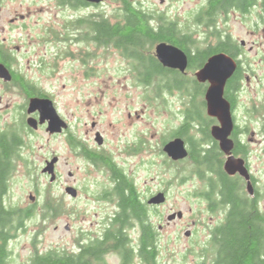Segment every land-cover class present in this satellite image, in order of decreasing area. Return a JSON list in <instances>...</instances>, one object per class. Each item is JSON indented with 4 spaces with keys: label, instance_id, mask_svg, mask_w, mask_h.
Masks as SVG:
<instances>
[{
    "label": "flooded vegetation",
    "instance_id": "1",
    "mask_svg": "<svg viewBox=\"0 0 264 264\" xmlns=\"http://www.w3.org/2000/svg\"><path fill=\"white\" fill-rule=\"evenodd\" d=\"M160 1L161 4L166 2ZM201 1L193 24L184 26L182 17L146 10L140 0H102L100 3L49 0L48 4L44 0H32L25 14L17 13L11 19L10 26L19 32L31 33L29 39H19L13 44L11 38L0 41V64L11 73L12 81L0 80L5 89L16 91L23 101L14 109L17 120L0 131V138L14 150L3 204L30 217L25 219L11 243L28 228V222L37 212L44 220L52 221L67 215L71 226L91 229L80 232L73 249L61 253L86 254L91 264H113L112 257L119 258V264H162V255L169 247L165 239L169 245L173 228H176L180 234L173 241L178 243L184 228L182 224L186 223L185 228H193L185 232L189 240L197 234L196 228H204L207 235L203 246L190 247L194 248L191 254L198 259L196 264H203L212 261L219 228H226L233 218L249 214L251 208L259 216L264 215L261 176H264V99L253 106L252 113L250 108L246 113L242 111L244 107L239 98L242 85L236 97L226 98L231 104L233 122L229 136L233 148L227 154L213 135L220 122L208 114L205 95L209 82H200L197 78L208 60L220 53L236 60L243 77L245 73H255L244 53L246 42L238 43L230 32L221 31L219 22L223 15L228 19L232 13H238L264 23V0ZM3 2L0 0V11ZM219 5L225 10L218 11ZM45 8L57 11L45 22L42 16L37 18L35 23L41 30L38 33L30 22ZM182 36L189 37L185 45H182ZM228 37L231 40L228 44L237 45L235 56L217 51L201 58L199 65L194 66L193 58L199 52L210 46L217 47L220 39L230 41ZM161 45L174 47L186 55L185 71L166 65L159 58ZM30 46L38 47L36 67L39 72L49 69L52 81L75 82L74 92L65 101L45 88L44 80L49 79H43L42 85L20 69L16 52ZM67 63L71 65V73L62 76ZM245 78L250 80L248 76ZM167 94L175 112H170L172 120L161 123L158 116L170 110ZM33 99L50 104L40 103L30 112ZM3 101L0 92V103ZM6 109H9L8 104ZM48 112L54 113L60 123L55 133L49 131L48 119L41 123ZM30 119L36 121L37 128L29 125ZM171 121L176 123L171 126ZM254 121L255 127H252ZM41 132L49 138H65V161L55 152L44 157L37 154L43 158L38 162L30 138ZM177 142L181 143V152L172 154L170 147ZM182 142L187 151L184 159ZM229 159L233 169L243 163L250 175L249 181L239 172L226 171ZM53 162V172H46ZM62 163L67 167L65 178L60 170ZM36 168L41 169L39 175L47 182L41 187V178L37 176L28 204L12 205L8 199L19 169L33 175ZM143 168L147 169L149 178L141 185L138 172ZM183 174L185 179L193 177L201 183L195 196L202 207L189 214L174 207L175 204L168 207L173 198L179 200L182 196ZM220 175H225L224 180ZM155 182L157 190H153ZM249 182L253 193L248 190ZM225 184L231 186L226 190L227 197L223 194ZM58 188L60 194L54 192ZM158 197L161 201L154 202ZM145 228L150 232L148 261L141 250ZM195 242L193 239L191 244ZM37 252L47 254L35 249L32 259ZM50 252L60 254V250Z\"/></svg>",
    "mask_w": 264,
    "mask_h": 264
},
{
    "label": "rangeland",
    "instance_id": "2",
    "mask_svg": "<svg viewBox=\"0 0 264 264\" xmlns=\"http://www.w3.org/2000/svg\"><path fill=\"white\" fill-rule=\"evenodd\" d=\"M32 0H4L1 4L2 10L0 11V41H3L4 38H11L12 44L13 42H18L19 39L26 40L31 37L30 32H19L16 30L14 26H10V21L12 18L17 16L16 14H25L28 10L26 6ZM144 2V9L146 10H155L157 12L165 13L170 17H182V26L186 24H193L192 20L195 15L200 11L202 1L201 0H166L164 4H161L160 0H140ZM45 4L49 3V0H44ZM45 8L44 12L40 15L36 16L33 21L30 22L32 25V29H36V32L40 33V28L37 27L35 21L39 16H42V22L50 19L55 15L56 9ZM259 22V23H258ZM261 23V24H260ZM257 24H260L257 25ZM219 29L221 31L230 32L232 36L237 40L238 43L241 41L246 42V47L244 48V53L247 56L249 62L252 65V69L255 70V73L249 72L245 73L244 76L250 77L248 81L245 77H243V81L241 85L243 86V90L239 95L240 100L244 109L243 112L253 111V106L258 104L264 99V23L261 21H257L254 18H244L241 14L232 13L231 16L226 19V16L223 15L220 18ZM200 31V30H199ZM198 32V31H197ZM202 32V31H201ZM35 34V32H33ZM199 37V36H198ZM202 39V37L200 36ZM10 40V41H11ZM11 43H9L11 45ZM24 44V43H22ZM21 46V44H20ZM253 47V50L250 51V48ZM49 48V47H47ZM23 52H16L19 57L20 69L26 73L29 77L34 80H39L42 85L45 84V88L49 91L56 93L60 98L64 101L71 96L74 92V87L76 84L74 81L69 79H55L52 81L49 79V75L51 74V70L47 69L39 72L37 66L38 57V47H23ZM51 54H53V49L49 50ZM48 55V58L51 59V55ZM19 68V67H18ZM71 73V65L68 63L65 65L62 76L69 75ZM43 79L45 83L43 84ZM62 85H66L63 88ZM193 87V85H191ZM5 90V92H3ZM0 92L4 97V101L0 103V131L4 130L6 125L9 122L14 123L17 120V115L14 111L15 106L21 104L23 101L20 98V95L16 91L11 92L4 88L3 83L0 80ZM142 91L139 92L141 95ZM167 101L169 113L164 112L163 115L158 116L159 121L163 123L164 120H172L170 112H175L172 107L171 98L168 97ZM175 97V96H173ZM9 105V109H6V105ZM17 105V106H18ZM142 105L139 104V108ZM250 113V118L252 117ZM164 115H166L165 119H163ZM159 124V127H162V124ZM176 122L171 121L170 125L173 126ZM255 121L252 123V127H255ZM31 144L34 145V151L36 153V159L39 161L43 160L44 155L48 156L52 153H57L63 156V161H65V138H49L45 135V132H41L36 134L35 136L30 138ZM39 154L41 157L37 156ZM60 170L66 176L67 167L62 163L60 166ZM183 170V169H182ZM41 173V169L36 168L33 170V175L27 174L24 170L19 169L15 180L12 185L11 193L8 201L12 205H21L25 206L29 202V195L34 191V181L37 176ZM262 173L264 174V167ZM185 174L182 175V196L179 200L172 199L171 203L168 207L173 206L174 204L183 212L189 214L191 210L200 209L201 203L197 196H195L196 190L199 189L201 183L195 180L193 177H188L185 179ZM264 179V176L261 175ZM139 182L141 185L145 183V181L149 178L147 169H140L138 172ZM45 178L40 179L41 187L46 183ZM158 183H154L153 190H157ZM57 194H60L61 189H57L54 191ZM177 194L175 195V197ZM40 204V209L41 210ZM40 212L35 214V217L28 222V228L25 231H22L18 238L11 243V250L13 251V257L11 260V264H29L28 262L33 257V251L38 249L41 253H48L52 250H60V254L62 250H70L74 247V242L80 235V232L85 233V230L91 228H79V225L71 226L69 223V219L67 215H63L59 217L57 220H44ZM44 225V226H42ZM70 226V228H68ZM42 227V228H41ZM182 234L181 240L178 243H174V238L180 234V231L172 232L170 244H167V239H165L166 247L165 251L162 255L161 263L162 264H196L197 258H195L194 254H191L190 250L199 246H203L205 241L207 240V235L204 233V228H196L197 234L193 239H196V242L191 244V241L185 237V232L187 229L193 230V228H185L186 223L182 224ZM173 229H171L173 231ZM170 230V231H171ZM163 234L167 233L164 232ZM135 237V235L133 234ZM36 241V243H35ZM190 248V249H189ZM196 250V251H195ZM194 251L197 253L198 250ZM200 250V249H199ZM64 253V252H63ZM111 261L113 264H119V258L112 257Z\"/></svg>",
    "mask_w": 264,
    "mask_h": 264
},
{
    "label": "trees",
    "instance_id": "3",
    "mask_svg": "<svg viewBox=\"0 0 264 264\" xmlns=\"http://www.w3.org/2000/svg\"><path fill=\"white\" fill-rule=\"evenodd\" d=\"M220 1V0H219ZM225 10L219 5L218 11ZM220 13V12H219ZM202 16V14L200 15ZM203 17V16H202ZM141 32H148L142 30ZM230 40V37H228ZM189 41V37L182 36V45H185ZM230 41L225 42L220 39V43L217 47H208V49L199 52L197 56L193 58L194 66L199 65L201 58H207L210 54L217 51H225L233 56L236 55L237 45ZM243 80L242 69H237L235 75L229 80L225 97L231 100L236 97V92L239 91L241 81ZM198 96V94H193ZM259 115L262 113L258 110ZM14 154V150L10 145L4 141L3 137L0 138V264H11L12 252L9 244L16 237L18 229L24 225V221L29 215L19 214L14 209H8L4 206L3 200L7 194L8 180L7 177L9 170L11 169L10 161L11 156ZM9 157V159H8ZM9 162H8V161ZM225 175H220L223 178ZM231 186L225 184L223 189L224 197H227V191ZM227 190V191H226ZM138 205L135 204V207ZM30 218V217H29ZM232 221L226 228H219L218 235L214 240V255L210 263L203 264H264V215L259 214L253 209H250V213L243 215L237 219H231ZM150 232L148 228H145V236L142 244L143 258L150 260V252L147 247L149 245ZM122 252L125 250L122 249ZM125 263L127 262V256L124 255ZM30 264H91L89 257L86 254L81 256H72L67 252L62 254L47 253L39 254L37 252ZM151 264V263H150Z\"/></svg>",
    "mask_w": 264,
    "mask_h": 264
},
{
    "label": "water",
    "instance_id": "4",
    "mask_svg": "<svg viewBox=\"0 0 264 264\" xmlns=\"http://www.w3.org/2000/svg\"><path fill=\"white\" fill-rule=\"evenodd\" d=\"M87 1L91 3H100L102 0H87ZM162 2H164V0H162ZM158 55L159 58L166 65L178 67L181 68L182 71H185L187 67V58L182 51L171 46L161 45L158 47ZM237 69H238V64L235 59L224 53H220L212 56L208 60L204 68L197 73V78L200 82H207V81L209 82V87L205 95L208 114L211 117L217 118L218 121L220 122V126L214 128L213 135L220 142L221 149L227 154L233 148V143L229 139V136L233 129V122H232V114H231V104L226 99L225 93H226L227 84L229 80L232 79V77L235 75ZM0 78L6 82L12 81L11 73L2 64H0ZM40 103L50 104L47 101H40L37 99H33L31 102L30 112L34 111ZM46 119L50 121L49 131L51 133H55L56 131H59L57 125L60 126V123L58 122V118L54 113L48 112L47 115H44V117L41 120V123H44ZM29 125L34 128H37L36 121L33 119L29 120ZM176 146H178V148ZM179 150L181 152L180 142H177L176 145L172 144L170 147V152L172 154H177ZM186 156H187V151L182 142V159H184ZM54 162L50 163L49 167L45 169L46 172L48 171L53 172ZM230 162L231 159H229L228 162L226 163V171L228 173L234 174L236 172H239L240 175L244 177L246 180L248 181L250 180V175L248 173V170L244 167L242 162H240L239 165L234 169L231 166ZM248 190H250V192L253 193V188L250 182L248 185ZM153 201L159 202L161 201V197H158Z\"/></svg>",
    "mask_w": 264,
    "mask_h": 264
}]
</instances>
